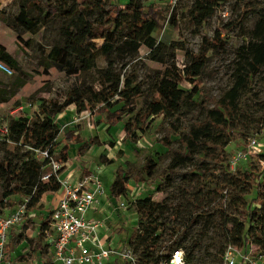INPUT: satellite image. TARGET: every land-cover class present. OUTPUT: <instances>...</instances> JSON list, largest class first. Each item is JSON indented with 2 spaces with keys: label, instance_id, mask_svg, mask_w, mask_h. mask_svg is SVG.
<instances>
[{
  "label": "rangeland",
  "instance_id": "1",
  "mask_svg": "<svg viewBox=\"0 0 264 264\" xmlns=\"http://www.w3.org/2000/svg\"><path fill=\"white\" fill-rule=\"evenodd\" d=\"M62 1L61 12L50 22L40 23L38 33L31 36L18 34L9 27L19 13L22 0H0V45L17 61L19 66L18 72L9 70L10 73H7L0 70V83L13 93L8 102L0 105V128L17 117L39 121L41 106L47 107L51 102L62 104L75 87L93 86L99 89L101 81L104 80L99 74L106 68L103 61L97 63V69L78 75H67L55 67L46 69L49 63L48 54L52 48L59 47L65 42L64 31L70 16L69 12L74 8L77 9L83 2V0ZM119 1L126 3L128 0ZM149 3L154 5L152 12L157 14L159 25L151 37L168 48L164 51V63H157L149 58V51L145 46L147 36L143 32L124 35V39L138 43V51L135 56L124 52L122 58L116 59L111 75L119 76L121 81L127 80L139 92L135 102H133L134 99H130L132 103H127L126 108L130 109L131 113L123 119L124 123L134 118L136 112H143L148 103L157 97L159 83L168 73L172 63L169 55L171 44L182 45L191 53L198 54L202 50L203 38L213 39L216 32L228 25L232 27L230 31L221 32L220 36L224 41L225 50L217 49L208 52L207 62L200 76L201 91L193 98V104L183 106L181 112L172 117L162 115L156 118L150 117L143 127V132L135 133L133 139L125 136L122 125L108 127L105 115L99 112L101 106L79 114L70 107L57 115L54 119L58 128L56 143L68 131L79 134L81 140L85 142L93 140V144L89 145L81 157L76 155L81 143L70 146L68 161L64 165L66 172L63 175L73 172V178L78 175L94 176L101 180L104 193L108 197L111 195L110 185L118 173L130 176L127 195L125 198H119V202L125 204L124 209L112 204L111 208L106 210V215H102V210L88 213L89 218L102 222L101 237L107 234L108 240L114 242L113 246L117 250L121 251L125 248L122 247L124 237L137 227V216L133 210V204L137 200L150 197L154 202L169 206L164 220L168 222L175 220L169 223L179 230L177 234L181 233L179 244L188 246L193 242L199 243L200 247L195 253L192 264H219L226 248L231 245L229 234L231 225L226 220L220 219L219 215L213 212V208L222 206L225 212L232 213L234 218L241 222L245 216L244 210L248 206L252 208L262 206L261 203L254 205L251 203L255 199L254 189L246 185L234 187L229 183L230 175H227L229 173L226 171L212 174L211 167L196 157L204 149L202 145H199L197 151L192 152L189 160L175 170L177 175L172 176L166 183L163 182V178L167 176V167L171 165L175 155L173 151L179 150L178 140L183 138L194 124L204 118L205 107L211 106L209 100L218 99L232 86L234 52L247 44L248 34L258 20L259 14L252 13L243 23H237L243 5L238 0H227L208 20L198 24L190 14L193 0H173V2L147 0L143 4L147 6ZM166 8L169 9L167 15L164 11ZM171 17H173L172 24ZM234 23H237L236 26H233ZM95 42L96 47L102 43L100 40ZM173 55L177 68L181 69L184 64H187L182 50H176ZM70 61L72 66L77 68L73 59ZM117 100L118 97H115L111 101L114 103L112 110L124 104ZM236 117L240 137L225 147L226 157L223 164L226 165L237 151L248 152L249 140H255L260 146V151L250 154L247 161L240 163L234 172L243 174L248 172L251 166H258L260 170H263L261 181H264V89L256 80L241 96V105ZM164 138H168L170 142L169 152L160 144ZM212 140L218 142L215 137H212ZM60 149L61 146L56 145L51 157L49 156V162L57 164L58 169L62 167ZM209 152L213 154V151ZM27 154H31L35 160L42 162L45 160L43 151H31L25 147L17 149L6 136H0V163L9 160L15 164L19 163ZM214 154V156H222L218 151H214ZM148 159L156 163L155 170L150 175H145L142 183L134 181ZM240 192L246 193L240 195ZM61 193L60 191L59 194ZM25 199L26 195L12 197L13 207H17ZM237 204L243 205L244 209L238 210ZM39 208L37 206L34 208L36 216L33 220H27L23 225L13 228L10 234L24 233L29 238L36 235L45 215ZM262 219L263 226L258 227L254 233L260 241H264V215ZM235 249L238 255L245 254L242 249ZM258 249L257 245L252 244L248 252L254 254L258 252ZM27 252V244L22 243L14 253L12 252V263L37 264L43 260L42 257L34 255L31 262L18 263L17 257L25 256ZM113 260L109 264H112Z\"/></svg>",
  "mask_w": 264,
  "mask_h": 264
},
{
  "label": "trees",
  "instance_id": "2",
  "mask_svg": "<svg viewBox=\"0 0 264 264\" xmlns=\"http://www.w3.org/2000/svg\"><path fill=\"white\" fill-rule=\"evenodd\" d=\"M146 1L128 0L126 3H121L119 0H83L77 9L74 8L69 12L70 16L64 31L65 42L59 47L52 48L48 54L49 63L46 69L55 67L67 75H78L97 69V63L103 61L106 68L99 74L104 80L101 81L99 89L93 86L75 87L62 104L51 102L47 107L41 106L39 121L17 117L7 123L6 138L17 149L25 147L31 151L47 150L51 157L53 148L56 145L61 146L59 156L62 167L56 174H53L48 159L43 162L38 161L32 158L31 154L23 156L16 164L11 160L0 163V213L14 206L11 202L12 197L22 195H26L28 199V210L34 211L37 206L42 211L40 202L44 195L57 193L61 189L59 180L66 170L64 165L68 161L70 146L81 143L76 153L77 157H81L89 145L93 144V140L85 142L81 140L79 134L73 131L66 132L56 143L58 128L54 119L70 107H73L74 111L79 114L101 106L99 112L105 115L108 127L122 125L125 136L133 139L135 133L143 132V127L150 117L156 118L160 115L172 117L180 113L183 106L194 103L193 98L201 91L200 76L206 65L208 52L217 49L225 50L224 41L220 36L221 32H229L231 26H224L223 30L216 32L213 39L203 38L202 50L198 54L191 53L182 45L171 44L169 46L171 58H169L172 63L168 73L159 83L157 97L148 103L143 112L138 111L129 122H123V119L131 113L126 106L132 103L130 99H134L133 102H135V97L139 94L137 88L132 87L127 80L121 81L119 76L112 77L111 75L116 59L122 58L124 52L135 56L138 51V43L124 39V35L143 32L147 36L145 46L149 51V58L157 63H164V51L168 48L151 37L159 25L157 14L152 12L154 5L149 3L145 6L143 3ZM226 1L193 0L190 14L198 24H202ZM238 1L243 5V10L237 23H243L252 13L259 14V18L248 34L247 44L237 48L234 52L233 84L218 99L209 100L211 106L205 107L204 118L194 124L189 132L178 140L179 150L173 151L175 155L171 165L167 167V176L163 178V182L166 183L172 176L177 175L175 170L189 160L192 152L197 151L199 145H202L204 149L196 157L211 167V173L228 172L231 185L234 187L246 185L253 188L255 199L252 200V205L257 203L262 205L261 208L248 206L244 210L245 216L241 222H238L232 213L225 212L222 206L213 208V212L217 213L220 219L226 220L231 225L229 229L230 246L242 249L247 254L249 246L255 244L259 247L255 254H264V241H260L254 235L258 227L263 226L264 181H261L263 170H260L258 166H251L248 172L240 174L230 170L229 160L226 165L223 164L226 157L225 147L240 137L237 131L236 114L241 105V96L254 80L264 89V0ZM62 3V0H22L19 13L9 27L18 34L34 36L39 31L40 23L50 22L61 12ZM253 4L256 6L252 7ZM168 10V8L164 10L166 15ZM170 23H173V17ZM96 40L102 42L98 47H96ZM176 50H182L187 60V64H184L181 69L177 68L173 61L175 59L173 53ZM71 59L77 68L72 66ZM0 63L11 71H19L17 61L1 45ZM12 96V91L0 83V105L8 102ZM115 97H118L117 101L124 104L112 110L114 103L111 101ZM173 129L175 131V128ZM212 137L217 138L218 142H214ZM160 144L167 152L171 150L168 138L161 140ZM209 151H213V154ZM214 151H218L222 156H214ZM155 168L156 163L148 159L134 181L142 183L143 177L150 175ZM47 175L49 177L44 180L43 177ZM130 180L129 175L118 173L112 181L109 198L112 204H116L115 206L120 197H126ZM245 193L240 192V195ZM236 207L238 210L244 209L240 204ZM133 210L137 216V227L126 234L122 247L131 249L136 256V264H169L175 251L183 253V264L193 263L200 245L197 242L188 246L179 244L181 233L177 234L179 230L169 223L175 220L172 219L169 222L164 220L169 206L146 197L137 200L133 204ZM50 211L41 221L42 225L38 228L34 238H29L24 233L9 235L5 248V259L10 260L9 264H13L12 252L14 253L22 243L27 244L28 252L25 256L17 257L18 263L31 262L33 256L37 255L43 258L42 264H54L52 253L43 240V230L49 224ZM112 262V264H126L121 259H114Z\"/></svg>",
  "mask_w": 264,
  "mask_h": 264
},
{
  "label": "built area",
  "instance_id": "3",
  "mask_svg": "<svg viewBox=\"0 0 264 264\" xmlns=\"http://www.w3.org/2000/svg\"><path fill=\"white\" fill-rule=\"evenodd\" d=\"M0 70L10 73L2 63ZM7 135V125H4L0 128V136ZM259 147L255 140H249L248 152L237 151L229 159L230 170L235 171L240 163L247 161L250 154L259 152ZM43 152L44 159L49 160L48 151ZM50 167L53 174L60 169L53 162L50 163ZM48 177L49 175L44 176L43 179L46 180ZM71 177V174L60 177L61 198L51 209L49 224L43 230V240L52 253L54 264H106L111 259L136 264L137 259L131 249L125 247L121 251L117 250L113 246L114 242L108 240L107 234L101 237L102 222L89 218V212L102 210V214L105 212L106 215V210L112 206L111 199L104 193L101 180L91 176L71 181ZM27 203L28 199H25L17 207L6 208L0 213V264L10 263L9 259H5L10 231L36 216L34 211L28 210ZM48 205L49 202L45 201L43 209L47 210ZM117 206L125 208L124 202L118 201ZM170 262L183 264V253L173 252ZM220 264H264V254L248 252L238 255L235 247L228 246Z\"/></svg>",
  "mask_w": 264,
  "mask_h": 264
},
{
  "label": "crops",
  "instance_id": "4",
  "mask_svg": "<svg viewBox=\"0 0 264 264\" xmlns=\"http://www.w3.org/2000/svg\"><path fill=\"white\" fill-rule=\"evenodd\" d=\"M66 172V171H65ZM64 172V173H65ZM63 173V174H64ZM69 174H71V176L73 175V172H70ZM63 177H65V176H67V175H62ZM79 177H81V176H77L76 178L74 177H72V179H71V181H75V180H77ZM61 198V194H59V192L58 193H56L55 195L54 194H46V195H44V197H43V199L41 200V202H40V205H41V208H42V211L41 212H44V213H47L49 210H51L52 208H53V206L57 203V201L59 200ZM45 201H47V203L49 202V205H48V207H47V210H44L43 209V205L45 204ZM102 215H105V212L102 214ZM44 217H45V215H43ZM37 235V234H36ZM36 235H34L33 237H31V238H34ZM43 263V261H41V262H38L37 264H42Z\"/></svg>",
  "mask_w": 264,
  "mask_h": 264
}]
</instances>
